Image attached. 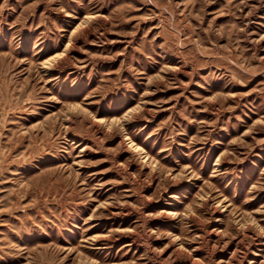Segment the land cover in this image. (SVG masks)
I'll return each instance as SVG.
<instances>
[{"label": "rangeland", "instance_id": "374dc122", "mask_svg": "<svg viewBox=\"0 0 264 264\" xmlns=\"http://www.w3.org/2000/svg\"><path fill=\"white\" fill-rule=\"evenodd\" d=\"M0 264H264V0H0Z\"/></svg>", "mask_w": 264, "mask_h": 264}]
</instances>
